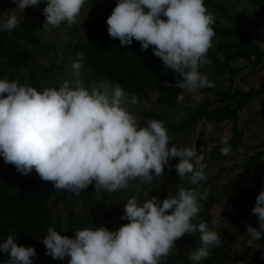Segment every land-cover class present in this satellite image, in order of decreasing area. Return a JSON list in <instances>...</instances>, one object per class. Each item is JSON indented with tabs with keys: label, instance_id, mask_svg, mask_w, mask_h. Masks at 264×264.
Masks as SVG:
<instances>
[{
	"label": "clouds",
	"instance_id": "1",
	"mask_svg": "<svg viewBox=\"0 0 264 264\" xmlns=\"http://www.w3.org/2000/svg\"><path fill=\"white\" fill-rule=\"evenodd\" d=\"M15 9L0 23V31H11L20 24L17 12L24 13L40 0H12ZM87 0H47L43 9V28H58L78 23ZM107 32L129 46L139 42L141 50L152 47L165 69L176 75L168 87L182 89L183 93L200 94L202 89L214 88L213 73L202 71L212 64L209 50L214 47L216 35L215 14L204 0H117L107 17ZM264 51V43L253 41ZM71 67L82 68V54ZM223 62V55L219 54ZM126 96L117 83L99 87H85L76 81L75 87L64 81L59 88L37 90L30 85L0 79V156L5 164L13 165L22 175L33 170L44 182H51L57 191L79 196L94 183L96 191L108 193L127 189L130 181L152 183L178 158L174 165L176 175L183 179L191 174L193 186L207 181L204 146L196 144L171 146L166 122L147 118L140 127L136 117L123 106ZM132 102H137L135 93ZM182 113L177 114V118ZM220 152L228 155L231 145L227 137ZM208 192L199 193L180 188L174 196L161 199L153 196L146 201L129 198L123 206L127 220L115 231L105 225L76 229L72 238L49 227L42 238L45 255L68 264H166L175 250V241L185 234L200 233L199 246L188 259L199 262L211 256L221 244L220 234L210 230L207 222L196 225L193 218L200 211L199 200ZM71 198V196L69 197ZM251 212L259 227L244 225L253 240L264 234V185L255 198ZM0 252L8 259L4 264H34V247L15 242L9 234L0 243Z\"/></svg>",
	"mask_w": 264,
	"mask_h": 264
},
{
	"label": "trees",
	"instance_id": "2",
	"mask_svg": "<svg viewBox=\"0 0 264 264\" xmlns=\"http://www.w3.org/2000/svg\"><path fill=\"white\" fill-rule=\"evenodd\" d=\"M47 0H40L36 6L28 7L26 12L38 13L39 4ZM117 0H111L109 4L99 13L93 16L88 24L86 39L70 44L66 49L63 62L57 66L54 71H45L38 78H33L30 86L37 90L44 88L59 86L64 81H69L71 87H75L76 81H80L85 87L91 84L111 81L118 83L129 94L135 93L137 101L150 96L155 91L158 99L165 106H177V95L180 89L176 87H168L174 84L176 80L175 73L171 69H165L162 61L154 56L152 47L142 51L139 42L133 40V43L126 47H121L117 39H113L107 32V17L111 14ZM206 7L210 12L215 14V24L213 25L216 33L213 44L214 47L209 50L208 56L212 60L210 67L202 69L205 72H211L210 77L216 84L214 88H206L201 91H210L217 97L214 100H205L197 107H189V111H179L185 113L177 118V112L167 114L163 111H154L143 109L139 106L132 107L129 111L133 114L140 127H143V121L147 118H155L166 122L168 134L172 137L169 147L177 142L176 136L181 133L191 134L192 126L199 120L204 118L207 121L220 123L226 120L232 122V134L228 138L232 151H238L242 146L241 134L239 127L241 114L249 107V105L258 97L264 96V78L257 86H250L249 89H242L233 86V76L241 71L239 67L232 66V62L239 58L253 57L254 63L264 66V51L256 47L253 41L257 40L252 35L249 28L243 26L242 20L233 15L229 6L220 0H204ZM16 5L12 0H0V8H13ZM225 18L229 23L221 20ZM27 21L20 23L11 31H0V79L6 76V73L34 57V52L29 49L28 44L39 45L41 40L36 35V30L43 24H34L33 22L26 25ZM255 24L264 30V20L259 18L254 21ZM30 26H34L31 30ZM82 54V68L79 72H74L71 65L77 61V54ZM219 54L224 59L220 61ZM68 67L70 70L62 71L61 68ZM73 71V79L69 76V72ZM229 71L230 84H221L223 75ZM224 145L219 142L206 155L205 160L216 159L222 156L220 149ZM264 149L255 152L244 160L246 178L255 167L257 168L254 189L256 190L264 182ZM173 168L178 161H170ZM171 180L165 179L166 173L152 183H141L138 179L130 181L127 189H121L117 192H102V202L108 206L109 200H113L115 195H123L126 197H136L140 201H146L153 196L161 199L167 196H174L180 188L192 189L195 187L199 193L205 190L208 196L205 200H199L200 211L193 218L192 222L199 225L201 222H207L210 230L217 231L214 227L212 217L209 214L210 209L215 202L220 199V191L215 185L213 179L201 181L199 185L193 186L189 178L181 179L176 175L175 168L167 171ZM224 168L220 169L216 176H220ZM56 198L60 197L61 191H57L51 185ZM140 188V192H136ZM65 192V191H64ZM253 191H248L247 194ZM137 193V194H136ZM94 183L79 196L65 192L64 197L70 202V212L67 228L64 229L59 221H55L50 206L47 202V195L42 180L35 172L25 176L16 170L11 164H5L3 157L0 156V243H2L7 235L15 236V242L25 247H34L37 255L33 258L34 264H68V257L61 262L53 260L50 256L45 255V246L42 238L47 234V229H53L61 232L71 238L74 231L82 224L84 218L88 217L87 211L79 216L75 210V205L82 201L84 205L91 203L96 197ZM71 196V198H69ZM251 206V205H250ZM115 215L119 213V207L114 208ZM121 211V210H120ZM122 213L123 210H122ZM251 222L255 220L254 216H250ZM251 225L252 226V224ZM222 235L220 234L221 244L218 248L212 250L211 256L202 259L199 264H222L229 255L225 251V245L222 243ZM200 233L197 231L192 235L185 234L182 238L175 241V251L185 254L181 261L176 264H197V262L188 259L191 251L195 250L200 244ZM264 242V235L259 239ZM8 257L0 252V264H4ZM243 264H264V256L255 257L245 261Z\"/></svg>",
	"mask_w": 264,
	"mask_h": 264
},
{
	"label": "rangeland",
	"instance_id": "3",
	"mask_svg": "<svg viewBox=\"0 0 264 264\" xmlns=\"http://www.w3.org/2000/svg\"><path fill=\"white\" fill-rule=\"evenodd\" d=\"M111 0H87L81 10L78 18V23L69 26L66 22L62 23L58 28H43L45 17L43 16V9L46 2L39 4V12L19 13L17 16L20 23L43 24L36 30V35L41 40L39 45L28 44L30 50L34 52V57L31 61L17 66L6 73L9 80L18 81L20 84L29 85L33 78H38L40 74L45 71H54L64 59L66 49L70 44L85 40L88 24L93 16L105 8ZM226 3L232 14L238 16L245 28H249L254 38L264 43V30L254 23L257 19L264 20V0H220ZM15 9L0 8V23H3L8 18V15ZM216 18V17H215ZM225 23H229L225 18L221 17ZM34 26H30L32 30ZM232 66L239 67L240 72L233 76V86H238L242 89H249L250 86H257L264 78V66L262 64L254 63L253 57L239 58L232 62ZM62 71L70 70L68 67L61 68ZM69 76L73 79V71L69 72ZM231 76L229 71L223 75L221 84H230ZM115 82L103 81L92 86L112 85ZM216 85V84H215ZM125 91V90H124ZM182 89H180V92ZM123 98V106L128 111L134 106H139L143 109L154 111H163L167 114H172L179 111H189V107H197L201 102L209 99H216V95L210 91L200 94L183 93L184 99L177 106H165L158 99L157 92L153 91L149 97L144 98L136 103L132 102L131 94L126 92ZM176 111V112H175ZM185 114V113H184ZM182 113L181 116L184 115ZM232 122L224 121L220 123L210 122L204 118L199 119L193 126L191 134L181 133L176 136L177 142L173 146H190L196 144L199 150L204 146L206 151L204 156L210 153V150L215 147L224 137L229 138L232 134ZM239 127L242 131L241 140L242 146L238 151H231L228 155H222L220 158L205 160L208 167L206 173L208 179H213L217 189L220 191V199H218L209 214L212 217L214 227L222 236V243L225 245V251L228 252V258L222 264H243L245 261L255 257L264 256V242L260 240H253L245 229V224H250V216H254L251 209L255 206V198L262 190V185L256 190L254 189L255 176L257 168L255 167L246 178H243L245 173L244 160L254 154L255 152L264 149V96L256 98L248 108L241 114ZM171 147V146H170ZM178 161V158L172 159ZM264 161V156L262 158ZM224 168L220 176H216L220 169ZM167 171L173 170L171 162ZM165 179L170 181V175L165 172ZM164 173V174H165ZM191 174H187L183 179L189 178ZM44 189L47 195V202L50 206L51 213L55 221H59L61 226L66 229L68 225L70 202L64 197L65 192L61 191L60 197L56 198L51 182H44ZM248 191H253L247 194ZM140 192V188L136 190ZM136 193V194H137ZM134 197V196H132ZM131 198V197H129ZM123 195L113 196V200H109L108 206L102 202L103 195L101 191H97L96 197L84 205L82 201L75 205V210L79 216L88 208V217L84 218L82 224L77 228H86L89 226L105 225L110 231L117 230L123 224L128 223L127 220H121L123 206L129 199ZM251 205V206H250ZM119 207V213L115 215L114 208ZM255 220L251 222L252 227H259L256 216ZM264 234H262L263 236ZM74 236V235H73ZM71 236V238L73 237ZM185 254L174 251L167 258L166 264H176L181 261ZM61 262L62 260H56Z\"/></svg>",
	"mask_w": 264,
	"mask_h": 264
}]
</instances>
